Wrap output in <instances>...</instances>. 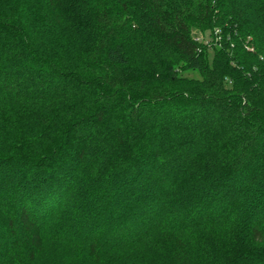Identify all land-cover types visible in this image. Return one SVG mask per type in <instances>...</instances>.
I'll use <instances>...</instances> for the list:
<instances>
[{"label":"clouds","instance_id":"9594fccd","mask_svg":"<svg viewBox=\"0 0 264 264\" xmlns=\"http://www.w3.org/2000/svg\"><path fill=\"white\" fill-rule=\"evenodd\" d=\"M13 6L0 0V264H51L54 248L77 264L264 257L248 219L264 222V0H29L17 27ZM249 34L258 57L224 48Z\"/></svg>","mask_w":264,"mask_h":264},{"label":"trees","instance_id":"16d2710c","mask_svg":"<svg viewBox=\"0 0 264 264\" xmlns=\"http://www.w3.org/2000/svg\"><path fill=\"white\" fill-rule=\"evenodd\" d=\"M14 4L13 8L9 9V12L13 13L15 17H18L17 24H14L13 27H17L18 24H24L27 22V19L30 15L31 9L27 6L29 3V0H10ZM10 19L13 18V16L9 17ZM185 29L187 28V25L183 26ZM217 37L219 38L222 34L217 33ZM237 36L240 34L237 33ZM177 40L185 41L186 38L184 36H177ZM230 39H236V37H230ZM219 43V39L217 40ZM259 44H260V37L256 36L254 39L252 38L251 34L244 36L242 39H239L236 43H233L231 45H224V48L231 47L233 50L236 51V56L240 57L243 55L244 57H258L260 55L259 52ZM254 45V47H253ZM224 48L221 50L223 51ZM177 50H181V45H177ZM240 61H237L239 63ZM245 63L247 60L244 61ZM172 66H170L171 68ZM176 75L172 77L173 82H178L181 79H186V77H181L180 72H189V71H195V68H193L192 64L189 62L186 67L179 66L175 68ZM249 227L251 228L250 237H251V243L256 244V240L259 238L260 231L262 228H264V222H262L259 218L253 219L252 217H249ZM15 226V221L9 220L7 222V227L9 229L13 228ZM231 227V225H229ZM247 228V225L244 226ZM247 239V237H245ZM95 253L94 251H89L88 256L91 257ZM240 256L244 257L248 260H253L254 264H264V257L261 256L260 253L254 251L251 248H248L245 246L242 248L241 252L239 253ZM48 259L51 262V264H59V262H63V264H77V259L73 256V254L65 250L63 252H60L56 250L55 248L52 249L48 253ZM84 258L80 257L78 264H83ZM47 264V262H46Z\"/></svg>","mask_w":264,"mask_h":264},{"label":"snow or ice","instance_id":"6c2138e0","mask_svg":"<svg viewBox=\"0 0 264 264\" xmlns=\"http://www.w3.org/2000/svg\"><path fill=\"white\" fill-rule=\"evenodd\" d=\"M256 242L260 244H264V228L261 229L259 238L256 240Z\"/></svg>","mask_w":264,"mask_h":264},{"label":"rangeland","instance_id":"374dc122","mask_svg":"<svg viewBox=\"0 0 264 264\" xmlns=\"http://www.w3.org/2000/svg\"><path fill=\"white\" fill-rule=\"evenodd\" d=\"M188 72V71H187Z\"/></svg>","mask_w":264,"mask_h":264}]
</instances>
